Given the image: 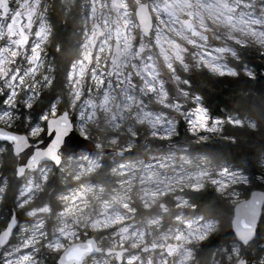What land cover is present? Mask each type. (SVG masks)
Wrapping results in <instances>:
<instances>
[{
  "label": "snow or ice",
  "instance_id": "6c2138e0",
  "mask_svg": "<svg viewBox=\"0 0 264 264\" xmlns=\"http://www.w3.org/2000/svg\"><path fill=\"white\" fill-rule=\"evenodd\" d=\"M53 11L83 26L59 95L33 118L53 85ZM245 49L264 55V0H0V145L12 161L0 197L18 186L22 212L0 220V264H45L46 255L54 264H248L235 247L201 254L216 219L177 215L196 207L185 189L198 192L207 179L224 204H236L234 224L250 238L257 200H233L248 177L174 141L180 117L198 141L208 139L196 136L201 129L216 133L224 123L258 127L248 114L211 119L183 77L204 69L255 78L241 60ZM75 132L96 151L77 155ZM157 141L169 145L161 159ZM54 173L65 184L45 200L38 194Z\"/></svg>",
  "mask_w": 264,
  "mask_h": 264
},
{
  "label": "trees",
  "instance_id": "16d2710c",
  "mask_svg": "<svg viewBox=\"0 0 264 264\" xmlns=\"http://www.w3.org/2000/svg\"><path fill=\"white\" fill-rule=\"evenodd\" d=\"M50 18L57 28V42L62 45V49L57 55L58 73L54 77L53 85L46 89L35 105L34 109H39V111L34 113L33 118L39 116L41 110L59 95L65 67L75 51V40L78 37L77 27L83 26L79 21L58 11H53ZM240 57L242 62L255 72V78H248L243 73L235 77L212 75L204 69H193L183 73V77L190 82L187 86L190 93L200 97L212 116L226 118L232 113L248 114L256 119L258 127L255 129L234 127L225 123L220 134H214L206 141H198L188 131L187 123L180 121L174 141L179 139L190 141V150L193 155L203 154L208 156L213 164L229 165L240 170L249 180L248 184L236 186V189L241 191V198H244L253 189L264 190V182L259 179L264 176V118H261V114L264 113V55L254 49H245L240 52ZM239 62L241 61H237V63ZM228 136H234L236 140L233 142L224 138ZM161 142L164 143V141H157L155 145ZM138 152H141L139 147L133 149L132 157H135ZM102 159L108 162L107 156ZM6 166L10 175L12 161L7 155V149L2 152L1 169L5 170ZM96 179L104 180L105 177L101 174ZM50 181H52L50 186L54 185V188L49 186L47 193L38 194L45 200L65 184L58 182L57 177H52ZM17 191L18 186L7 189L6 197H4L5 209L1 210L0 220L7 218L12 207L16 209L15 212L19 216H22L21 209L14 207ZM185 191L189 193L188 198L196 205L195 208L183 209L188 217L201 216L217 220V228L200 245L201 254H206L209 250L218 251L222 247L230 250L232 247L238 246L235 233L232 230L235 203L224 204L218 198L219 194L215 187L209 182L198 192H193L191 189H185ZM257 231L254 241L247 248L240 246L239 250L241 254L246 255L249 264H258L264 253V248L260 244L264 237V215ZM44 259L45 264H54V258L51 255H46Z\"/></svg>",
  "mask_w": 264,
  "mask_h": 264
},
{
  "label": "rangeland",
  "instance_id": "374dc122",
  "mask_svg": "<svg viewBox=\"0 0 264 264\" xmlns=\"http://www.w3.org/2000/svg\"><path fill=\"white\" fill-rule=\"evenodd\" d=\"M200 103L204 106V104L202 103V101H201V99H200ZM190 107H194V105L192 104V102H191V100H189V101H187V103H186V107H185V111H188L189 110V108ZM205 107V106H204ZM207 112H208V110H207ZM208 115H209V117L211 118V119H213V120H215V119H225V118H220V117H214V116H212L209 112H208ZM180 121H183V122H185L186 123V121H185V118L184 117H180L179 119H178V121H177V133H178V124H179V122ZM225 124V123H224ZM224 124H223V126H224ZM221 133V131H218V132H216V133H212V132H205L203 129H201L198 133H196V136L198 137L200 134H203V135H205L206 137H211V136H213L214 134H220ZM193 134V133H192ZM178 141H181V142H184L185 140H182V139H179ZM168 142L167 141H165L163 144H162V146L161 147H153V152H154V154H156V156H157V159H161L162 158V154H163V152H165L166 150H167V148H168ZM0 148H3V150H0V169H1V165H2V152L3 151H5L7 148H6V145H3V146H1ZM156 149H159V151L158 152H156L155 150ZM79 154H90V153H86V152H80V153H78L77 155H79ZM116 155V154H115ZM201 155H203V154H201ZM117 156V155H116ZM195 156V155H194ZM118 157V156H117ZM224 167H227V168H229L230 170H232V171H236L237 173H242L240 170H238V169H235V168H233V167H231V166H229V165H223ZM243 174V173H242ZM58 175V176H57ZM244 175V174H243ZM0 176H1V170H0ZM246 176V175H245ZM52 177H57V179H58V182H63V183H65V181L63 180V179H61V176H60V174L59 173H54V174H50V179L52 178ZM247 177V176H246ZM262 177H264V176H262ZM203 183H204V185H206L208 182L210 183V181H208L207 179H205L204 181H202ZM74 183V182H73ZM211 184V183H210ZM213 186V185H212ZM50 187H53L54 188V185H51ZM236 191L238 192V193H240L241 191L240 190H237L236 189ZM254 191V189L251 191V192H253ZM250 192V193H251ZM250 193H249V195L247 196V197H244V198H241V194H240V196L239 197H234L233 198V200H242V199H247V198H249V196H250ZM172 211H179V210H177V209H171ZM264 212V211H263ZM177 215H179L180 217H181V219H182V221L183 222H201V220H202V218H204V217H201V216H196V217H188V215H186V213H184L183 212V210L181 211V212H179V213H177ZM263 215H264V213H263ZM233 219H234V215H233ZM233 219H232V221H233ZM262 219V218H261ZM261 219H260V221H261ZM173 223L174 224H176V226H181V224H179V223H177V222H175V221H173ZM259 224H260V222H259ZM259 224H258V228H259ZM215 230V229H214ZM258 232V231H257ZM263 234H264V232H263ZM257 235V234H256ZM256 238V237H255ZM254 238V239H255ZM254 239H253V241H254ZM261 246L264 248V237L262 238V241H261ZM238 251L240 250V245L239 246H234ZM262 257H264V253H263V255H262ZM261 257V258H262ZM260 258V259H261ZM248 264H249V260H248Z\"/></svg>",
  "mask_w": 264,
  "mask_h": 264
},
{
  "label": "water",
  "instance_id": "95a60500",
  "mask_svg": "<svg viewBox=\"0 0 264 264\" xmlns=\"http://www.w3.org/2000/svg\"><path fill=\"white\" fill-rule=\"evenodd\" d=\"M72 142L79 145V147H77V149H76V153H78L79 151H86V152H95L96 151L94 142L91 141L90 139H85L84 137L80 136V134L78 132L74 133ZM105 151L109 152V153L111 152L110 149H106ZM117 154L123 155L124 153H117ZM254 196L257 200V204H256V208H255V215L252 218V228H253L254 234H252L250 236V238H246L243 234H241V230L234 224V219H235V216L237 213L236 204L234 205V219L232 221V230L235 233L236 240L238 241V243L242 247H247L253 241V239L256 237L257 230H258V224L260 222V219L263 216L264 190L255 189L253 192L250 193L249 198L242 199L240 201L251 200ZM243 256L247 259V257L245 255H243ZM247 261H248V259H247Z\"/></svg>",
  "mask_w": 264,
  "mask_h": 264
},
{
  "label": "flooded vegetation",
  "instance_id": "af4514ba",
  "mask_svg": "<svg viewBox=\"0 0 264 264\" xmlns=\"http://www.w3.org/2000/svg\"><path fill=\"white\" fill-rule=\"evenodd\" d=\"M49 21L55 25V23L51 21V18H50V17H49ZM77 28H78V29H77V34H78L79 31H80V29H81L82 27L78 26ZM56 31H57V28H56V25H55V28H54V35H53L52 37H50V41H49V43H48V45H47V48H46L47 61L52 62L53 66H54V72H53V83H54V77H55L56 74L58 73L57 55L60 53V51L58 52L57 49H56V47H55V45H56L57 43H59V42H57V39H56ZM78 39H79V35H78L77 39L75 40V48H76V45H77V41H78ZM59 44H60V43H59ZM69 64H70V61H69V63L67 64V66H68ZM49 87H50V86H49ZM49 87H48V88H49ZM46 89H47V88H46ZM46 89L44 90V92L46 91ZM42 94H43V93H42ZM37 100H38V102H39L40 97H38ZM38 102H37V103H38ZM35 105H36V104H35ZM35 105H34V107H35ZM36 111H39V109H38V110L34 109L33 111H31L30 115L33 117V115H34V113H35ZM26 114H28V113H26ZM38 117H39V116H38ZM38 117H36V118H38ZM1 146H3V145H0V147H1ZM160 147H161V146H160ZM0 170H1V176L4 175V169H0ZM6 191H7V189H6ZM4 204H5L4 197H0V216H1V210H2V209H5ZM6 211H7V209H6ZM15 211H16V209H13V207H12V208H11V213H12V212H15ZM15 213H16V212H15Z\"/></svg>",
  "mask_w": 264,
  "mask_h": 264
}]
</instances>
